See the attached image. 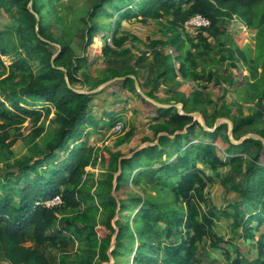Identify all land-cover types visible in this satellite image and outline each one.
Masks as SVG:
<instances>
[{"label":"trees","instance_id":"trees-1","mask_svg":"<svg viewBox=\"0 0 264 264\" xmlns=\"http://www.w3.org/2000/svg\"><path fill=\"white\" fill-rule=\"evenodd\" d=\"M0 8L10 14L13 22V27L0 29V161L12 156L11 147L23 135L24 122L30 120L35 125L41 119H48L53 125L52 138L42 156L17 160L14 164L5 162L0 168V253L8 264H51L39 247L66 248L70 244L80 250L71 260L61 258L58 264H94V260L101 264L109 259L113 236L115 246L110 253L114 259L132 253L131 264H196L200 243L209 241L217 246L223 241L215 232L216 221L223 216L231 218L235 230H241L242 240L256 244L257 256L250 264H264L263 235L256 236L264 226V145L256 137L237 143L264 114V0H97L94 3L84 20V51L98 33L106 40L99 52L105 57L127 51L124 45L128 36L119 35L123 20L135 18L141 23L164 20L172 28H179L194 15L207 18L209 24L196 32L198 41L190 37L187 40L188 48L184 49V42L178 36L172 38L177 66L169 64L158 74L167 72L174 78L191 79L195 83L191 99L198 105L213 104L205 91L210 84L221 88L222 83L213 72L195 70L192 49H201L200 53L213 51L208 37L218 40L225 35L233 17L256 30L254 57H247L241 48L229 54L232 59L236 53L251 67L250 76L244 79L248 90L234 103L238 109L246 107L250 113L233 119L232 136L228 135L226 122L212 131L204 129L189 115L194 109L184 99L177 100L183 103V112L179 113L174 106L158 107L134 91L145 115L160 123L153 128L151 144L140 149L129 147V157H122L126 154L119 150L97 151L83 141V126L96 123L89 115V107L98 95L73 89L85 55L72 60L70 45L50 36L37 0H0ZM115 14L117 18L108 35L106 24L99 18H113ZM12 37L15 45L9 48ZM49 40L60 44V55L54 59ZM151 43L157 47L160 42ZM21 50L37 62L36 69L27 65L25 57H20ZM10 53L18 58L7 66L2 56ZM139 62L138 58L134 64ZM128 87L134 90V80L127 76L124 88ZM146 95L154 98L150 92ZM110 116L112 120L117 117L115 112ZM219 116L228 117V114L213 113V120ZM204 119L208 128L214 127L212 120L208 121L206 116ZM44 129L43 124L33 127L30 140L34 141ZM255 132L264 138L263 130ZM133 137L134 129L130 127L118 138L116 147L130 144ZM153 138L157 143H152ZM106 159L108 172L98 191L83 193L85 167ZM220 169H224L223 174ZM130 175L131 182L140 186L142 195L126 193L125 198L120 191L128 186ZM213 176H220L219 182L233 194L225 202L227 208L216 207L206 196L207 184ZM56 197L60 199L58 204L45 203ZM95 197L105 213L100 222L107 230L103 235L89 223L94 212L90 202ZM131 207L135 210L129 221L123 213ZM63 209L68 211V216H59ZM94 209L98 210L95 206ZM117 209L122 216L116 220L115 229L111 221ZM28 241L35 246L27 245ZM245 260L238 252L229 264H244Z\"/></svg>","mask_w":264,"mask_h":264},{"label":"rangeland","instance_id":"rangeland-1","mask_svg":"<svg viewBox=\"0 0 264 264\" xmlns=\"http://www.w3.org/2000/svg\"><path fill=\"white\" fill-rule=\"evenodd\" d=\"M97 0H37V7L42 16L45 30L53 39H59L61 44L68 43L72 48V60L76 57L84 58L81 66L77 72L78 82L75 87L82 91H92L100 89L98 94L90 103L89 115L95 120V125H85L82 128L83 141L86 145L92 146L95 150L100 152H107L109 149L113 152L116 150L125 153L129 157V147L137 146V149L151 144L149 140L153 137V128L160 121L153 120V118L145 115L143 105L139 98L135 95L136 91L141 95L136 86L144 94V99L152 102L158 107H176L179 113L183 112V103L177 100L181 98L186 100L188 104L194 109L192 116L198 120L206 130L208 128L205 123L204 116L208 121H213L215 124L226 122L229 126L233 124V119L243 114L248 115L249 109L244 107L238 109L234 104L235 101L248 90L244 79L250 76L251 67L247 63H243L234 53V57L229 58V54L236 52V48H241L245 51L247 57L252 58L256 53L255 34L256 30L247 28V26L238 18L233 17L227 24V32L218 40L208 37V41L213 46V51L200 53L201 49H192L194 52V61L196 62L195 70L200 73L213 72L215 76L220 78L222 83L220 87H212L208 85L205 92L209 94L213 104L205 102L201 105L195 104L191 99V92L195 89V83L191 79L176 78L169 74H158L169 64L173 67L177 66L174 58L177 55L175 45L171 43L172 38L178 36L179 40L184 42V49L189 47L187 40L193 38L197 42L196 32L198 28H190L186 24L179 28H172L167 21H148L141 23L137 19L121 21L119 35L125 34L128 36V41L124 48L127 49L124 53L117 56H100L99 52L101 46L106 41L101 38L100 34H94L90 45L84 51V44L86 42V30L84 29V20L88 18V13L92 11L94 3ZM31 2H29L30 6ZM117 18V14L113 18H99L102 24H106L105 32L110 33L113 21ZM13 27V22L10 14L4 9L0 8V29H7ZM9 48L15 45V39H9ZM151 41H159L156 46ZM51 50L53 51V59L60 55V44L49 40ZM58 44L59 46H57ZM165 51L168 55L165 56ZM27 59V65L32 69L37 68V62L21 50V56ZM18 56L14 53L2 56L5 65H10ZM140 59V62L134 64L135 60ZM129 73V74H127ZM132 78L134 80V90L131 88H124L125 78ZM158 76V77H157ZM125 77V78H124ZM242 80V81H241ZM239 81V82H238ZM225 88V89H224ZM152 93L153 99L148 97L146 93ZM206 96V95H205ZM206 100V99H205ZM182 105V106H181ZM144 111V112H143ZM115 112L116 118L112 120L111 114ZM227 112L228 117L219 116L213 120V113ZM53 114L50 115V117ZM44 125L43 133L34 141L30 140L29 134L32 128L39 125ZM117 124L121 125V129H116ZM130 127L134 129V137L130 144L116 147L118 138L121 137ZM53 125L49 120L41 119L35 125H32L30 120L23 123V135L11 147L12 156L9 159L0 161V168L9 162L14 164L17 160H30L33 157H40L46 150V146L52 138ZM264 131V114L262 120L256 122L249 128V133L245 136L262 137L255 131ZM230 131V130H229ZM229 133V132H228ZM162 134H165L164 132ZM244 137V136H243ZM263 138V137H262ZM264 139V138H263ZM153 144L157 143V139L153 138ZM121 157V158H122ZM108 159L106 161H97L96 164L85 167V175L82 178V192L95 193L100 187V182L106 177ZM224 169L219 172L223 174ZM119 170L113 173L117 176ZM211 174V171H207ZM222 176V175H221ZM220 176H213V180L208 182L206 187V196L208 200L216 207L227 208L226 201L232 199L233 194L226 190V187L219 182ZM115 180V179H114ZM113 180V182H114ZM132 175L129 177L128 186L123 187L122 197L126 198V193H136L142 195L140 186L131 182ZM114 195L116 193L112 191ZM124 192V194H123ZM52 200L45 203L51 204ZM93 206L92 217H90V224L94 226L100 235H103L107 230L100 224L104 218V211L100 206L98 197H95L92 202ZM94 206L98 210L94 209ZM85 205L82 206L84 208ZM134 207L123 215L127 216L129 221L133 217ZM137 211V210H136ZM59 216H68L67 210L58 212ZM119 210H116L114 219L111 221L115 229H117L116 220L121 218ZM215 232L217 236L223 238L217 246L211 245L209 241L200 243L198 247L199 262L196 264H229V261L235 259L238 252L245 256L244 264L250 262L257 256V248L254 242L244 241L241 239V230H235L232 226L230 217H221L217 219ZM263 235L264 244V226H262L256 233L259 237ZM115 236L111 238L110 247L108 251V261L101 264H131L132 253H127L124 257L113 258L110 251L115 246ZM256 240V239H255ZM124 244L126 241L123 240ZM33 245L28 241L27 245ZM127 245V244H126ZM39 250L48 257L51 264H58L61 258L71 260L73 255L78 252L75 244H70L66 248L44 246L39 247ZM119 262V263H118ZM0 264H8L0 253ZM97 264V260H94Z\"/></svg>","mask_w":264,"mask_h":264},{"label":"built area","instance_id":"built-area-1","mask_svg":"<svg viewBox=\"0 0 264 264\" xmlns=\"http://www.w3.org/2000/svg\"><path fill=\"white\" fill-rule=\"evenodd\" d=\"M185 24L190 28H199V27L207 26L209 24V20L205 18L204 16L197 14V15L192 16L189 20H187ZM115 128L121 129V125L117 124ZM59 202H60V199L56 197L52 199L51 204H47V205H55V204H58Z\"/></svg>","mask_w":264,"mask_h":264},{"label":"water","instance_id":"water-1","mask_svg":"<svg viewBox=\"0 0 264 264\" xmlns=\"http://www.w3.org/2000/svg\"><path fill=\"white\" fill-rule=\"evenodd\" d=\"M57 46H59L58 44H56ZM59 68H62V67H59ZM129 76V75H128ZM125 78V77H124ZM135 86H136V88H137V90H138V92L142 95V96H144V94L140 91V89L138 88V84H137V82H135ZM75 91H78V92H83V93H96L97 91H99L98 89H94V90H92V91H82V90H80V89H78V88H73ZM182 106V105H181ZM189 115H191L192 116V114L191 113H189ZM219 124H215L214 125V128L216 127V126H218ZM233 125V124H232ZM232 125H231V127H230V131H229V133H228V135L231 137L232 136V133H231V128H232ZM213 128V129H214ZM212 129V130H213ZM211 130V131H212ZM248 137H252V136H244L243 138H241L240 140H238L237 141V143H239V142H241L242 140H244L245 138H248ZM256 138H259L261 141H262V143H263V145H264V139L262 138V137H256Z\"/></svg>","mask_w":264,"mask_h":264},{"label":"crops","instance_id":"crops-1","mask_svg":"<svg viewBox=\"0 0 264 264\" xmlns=\"http://www.w3.org/2000/svg\"><path fill=\"white\" fill-rule=\"evenodd\" d=\"M128 76V75H127Z\"/></svg>","mask_w":264,"mask_h":264}]
</instances>
